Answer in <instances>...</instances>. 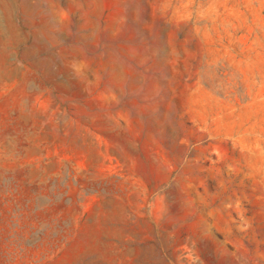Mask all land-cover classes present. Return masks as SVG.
Masks as SVG:
<instances>
[{"label": "rangeland", "instance_id": "rangeland-1", "mask_svg": "<svg viewBox=\"0 0 264 264\" xmlns=\"http://www.w3.org/2000/svg\"><path fill=\"white\" fill-rule=\"evenodd\" d=\"M0 264H264V0H0Z\"/></svg>", "mask_w": 264, "mask_h": 264}, {"label": "crops", "instance_id": "crops-1", "mask_svg": "<svg viewBox=\"0 0 264 264\" xmlns=\"http://www.w3.org/2000/svg\"><path fill=\"white\" fill-rule=\"evenodd\" d=\"M156 255H157V259H158V261L161 260V255H162V253H161V252H156Z\"/></svg>", "mask_w": 264, "mask_h": 264}]
</instances>
